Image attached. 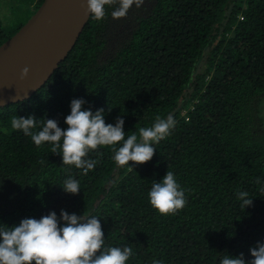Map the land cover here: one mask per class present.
Masks as SVG:
<instances>
[{
    "label": "trees",
    "instance_id": "16d2710c",
    "mask_svg": "<svg viewBox=\"0 0 264 264\" xmlns=\"http://www.w3.org/2000/svg\"><path fill=\"white\" fill-rule=\"evenodd\" d=\"M117 6L106 5L101 20L90 15L41 88L0 107V224L86 211L99 216L106 246L133 249L126 264H219L240 253L251 260L249 249L264 242V0H143L114 19ZM21 26L8 34L0 21V44ZM74 98L93 113L103 108L106 123L122 116L125 138L139 139L157 117L176 124L150 161L121 166L112 146H100L84 175L49 143L37 147L11 127L13 117L31 114L66 129ZM167 170L187 204L164 215L148 193ZM69 175L78 194L62 188ZM240 191L251 206L241 207Z\"/></svg>",
    "mask_w": 264,
    "mask_h": 264
},
{
    "label": "clouds",
    "instance_id": "9594fccd",
    "mask_svg": "<svg viewBox=\"0 0 264 264\" xmlns=\"http://www.w3.org/2000/svg\"><path fill=\"white\" fill-rule=\"evenodd\" d=\"M86 3L87 13L101 20L106 16V5H118L111 15L119 19L126 16L133 4L140 7L143 0H86ZM28 72L29 68L24 67L21 77L27 76ZM85 103L83 98L71 100L70 114L64 120L66 129H62L55 119L38 120L31 114L13 117L11 127L23 131L37 147L49 143L51 152L62 156L63 165H74L87 175L97 163L89 154L100 146H112L113 159L121 166L133 168L129 161L134 164L150 161L156 151L154 145L167 138L176 124L172 115L166 119L157 117L151 127L139 129V139L135 133L125 138L122 116L115 118V124L106 123L103 108L93 113L91 109L82 108ZM38 123L40 130L34 132ZM117 144H120L118 148L115 147ZM256 183H260L259 177ZM62 188L71 194L81 190L79 181L71 175L64 179ZM248 195L247 191L238 192L237 198L242 201L243 209L252 205ZM148 197L153 208L164 215L176 214L187 204L185 190L175 174L168 170L160 181L153 182ZM98 217L86 211L77 215L61 209L59 218L51 211L39 219L24 218L18 225L0 224V264H126L134 255L133 249L128 244L106 246ZM249 251L251 260H245L243 253L238 256L226 254L219 264H264V242H257ZM152 264H164V261L153 258Z\"/></svg>",
    "mask_w": 264,
    "mask_h": 264
},
{
    "label": "water",
    "instance_id": "95a60500",
    "mask_svg": "<svg viewBox=\"0 0 264 264\" xmlns=\"http://www.w3.org/2000/svg\"><path fill=\"white\" fill-rule=\"evenodd\" d=\"M86 8V0H42L0 44V107L25 100L46 83L87 24ZM24 67L29 72L22 78Z\"/></svg>",
    "mask_w": 264,
    "mask_h": 264
},
{
    "label": "rangeland",
    "instance_id": "374dc122",
    "mask_svg": "<svg viewBox=\"0 0 264 264\" xmlns=\"http://www.w3.org/2000/svg\"><path fill=\"white\" fill-rule=\"evenodd\" d=\"M35 5V0H0V21L5 31L11 34L19 25H23L34 13ZM259 109L264 116V98Z\"/></svg>",
    "mask_w": 264,
    "mask_h": 264
}]
</instances>
